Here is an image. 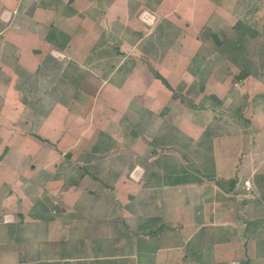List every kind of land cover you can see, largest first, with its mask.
<instances>
[{
    "label": "crops",
    "instance_id": "0c3cea01",
    "mask_svg": "<svg viewBox=\"0 0 264 264\" xmlns=\"http://www.w3.org/2000/svg\"><path fill=\"white\" fill-rule=\"evenodd\" d=\"M22 1L28 2L0 0V205L10 206L15 213L21 209L28 220L42 222L47 221L49 210L23 208L28 205L30 189L42 192L43 197L54 195L50 197L58 201L59 211L65 195L78 200L87 193L84 198L92 202L90 223L97 230L102 225L114 232L113 241L105 242L113 253H98L95 259L99 260L264 264V195L248 198L245 208L233 198L236 176L240 180L242 168L256 161H242L243 155L251 152L256 159H264V50L247 49L250 53L244 60L234 53L222 54V41L232 29L237 31L235 15L226 16L222 1L163 0L162 17L151 33L134 34L139 44L136 55L151 60L171 89L142 71L139 61L129 65L123 59L114 69L125 73L120 88L115 84L117 78L105 85L106 102L92 104L82 128L81 116L59 103L42 119L23 113L14 104L26 103L27 98L19 99L12 85L1 88L2 79H12L19 70L33 77L60 62L62 80H73L78 87L79 78H85L89 70L87 62L101 68L94 60L104 61L112 52L129 58L118 46L107 50L99 40L88 52L79 53L72 44L76 36L65 27L66 19H77L83 8L88 14L104 1L118 5L113 0H35L31 11L20 18ZM36 6L40 12L34 14ZM39 13L45 19L57 16L58 22H43L44 34L32 29L21 37L20 22L32 25ZM6 22L12 24L6 27ZM121 23L127 25L124 20ZM178 43L181 49L173 48ZM212 50L218 56L210 60ZM70 61L77 65L75 78L66 69ZM106 65H111L110 60ZM220 67L236 73V83L216 77ZM90 71L94 73L93 68ZM226 94L234 100L228 117L233 114L240 123L243 116L249 125L237 126L232 134L223 131L220 136L209 126L205 113L212 112L211 102L224 104ZM25 114L30 132L21 134L17 124ZM244 130L250 137L245 141ZM220 149L226 150L222 153ZM60 151L65 153L60 156ZM23 153L32 155L31 164L12 162L14 155ZM136 167L141 176L135 180L130 174ZM56 183L58 187L52 188ZM10 216L12 220L4 219L3 227L22 225ZM165 238L170 242L165 243ZM13 264L20 262L16 259Z\"/></svg>",
    "mask_w": 264,
    "mask_h": 264
},
{
    "label": "rangeland",
    "instance_id": "374dc122",
    "mask_svg": "<svg viewBox=\"0 0 264 264\" xmlns=\"http://www.w3.org/2000/svg\"><path fill=\"white\" fill-rule=\"evenodd\" d=\"M113 1H115L119 7H113L109 2L106 3L104 1L99 7L95 9L90 8L88 14H86L83 8L79 11L81 13L78 14L77 19H66L65 27L68 31L73 33L74 37L76 36L72 44L79 53L88 52V50L96 45L97 42H95V40H99L107 50H112V47L115 48V46H118V50H123L125 54H129V58H125V55L121 54L120 56H116L115 53L112 52L113 54L111 53L108 59L105 57L104 61L100 59L98 62L93 59L96 64H100L101 68H96L94 65L87 62L86 66L89 70H87L85 78H79L82 80V83H80L78 87L74 85L72 82L73 80L70 81L71 84L62 80L61 70L59 71L58 69L62 68L60 62H58V66L49 64L47 69H44V72L37 73L33 77L19 70L16 72L17 77L14 76L15 79L14 77L7 80L3 78V83H1V88L7 89L11 85L14 86L15 94L19 96V99H21V97L27 98L26 103L21 100L18 102L16 101L14 104L16 108L20 111L22 110V112H25L27 115L34 113L36 117L42 119L55 108L56 103H59L63 108L68 109L70 113L74 112L83 119L89 117V111L91 107H93L92 104L94 102L96 103L98 100L102 101V103L106 102L103 89L106 84H113V78H117L115 84H117V88H120L118 86L122 83V78H124L125 73H121L120 69L116 73L114 69L123 59L126 60V62L128 61L129 65L130 63L137 65L139 61L141 63L140 67L143 68L142 71L147 72L150 76L155 75L157 68L153 65V62L148 58L142 60L136 55L139 46L136 34L138 32L143 34L151 33L156 23L159 22L160 17H162L160 5L163 0ZM217 1H222L223 5L226 7V16L235 15L238 21V25L235 26L237 27V31L233 33L235 30L232 29L229 36H226L225 41H222V47L224 48L220 46L219 49L222 51L218 50L221 51L222 54L225 51L232 54L234 53L235 56L240 55L241 57H239L238 60H244V56L247 55V52L250 53L247 49L264 50V0ZM32 2H35V0H28L27 3L22 1L21 7L18 8V16H20V18H22L25 13L31 11ZM39 7L40 6L34 7V10L38 8L34 11V14L35 12H40ZM79 16H81V18H79ZM14 17L16 18V15ZM43 17L44 16L39 13V15L35 16L32 25L26 22L24 24L20 22V25H18L20 31L22 30L20 36L24 37L23 34H25V31H31L32 29H34V32L41 34L43 33V22L47 23L48 20L50 22H58L56 19L57 16L51 19H45ZM123 20L127 24L126 26L122 25L121 21ZM12 22H6V27L7 25L9 27ZM37 26H40V28ZM124 27L128 28L130 31H125L123 29ZM135 32L137 33L134 34ZM123 41L125 42L124 44ZM19 42L22 43L20 39ZM214 42L216 43L215 40ZM181 46L182 45L178 43L175 44L173 48L181 49ZM4 47L7 46L4 44ZM2 50L3 44L2 49L0 47V54H2ZM211 52L213 55L210 57V60H213L218 55L213 50ZM56 55L59 58L61 57L57 53ZM109 60L111 65H106ZM92 68L94 69V73L90 71ZM66 69L72 73V77L78 74L76 72L77 65H75L73 61L66 64ZM229 69V67H223V69L220 67L215 75H217L216 77L224 76V79L228 78L229 81L236 83L235 78L237 74ZM113 71L114 74L112 75ZM119 73L120 75H118ZM133 84H135V81H133L132 85ZM121 93H123L122 90L119 92V96L122 95ZM11 98H15V96L11 94ZM224 98L226 100L224 104H215V102L209 103V106L213 108V113L208 111L205 113L209 114L207 118L209 126H214L213 130L215 132H213L215 134L219 133L220 136L223 131L232 134L235 133L234 128L237 130V126L243 125L247 127L249 125V121L244 119L243 116L240 118V123H237V119L232 116L233 114L228 117L231 113L229 110L231 108H229V106L234 100L232 101L229 94H226ZM26 114L17 124V129L21 134L30 132L26 123L28 119H26ZM59 118H61V116H59ZM83 122L82 128L87 124L84 119ZM214 133H212L211 136L215 137ZM242 133L244 141L250 138L248 133H245V130ZM46 143H48L51 148L57 149V146L51 141L47 140ZM231 144L232 143H230V145ZM230 147H234L233 144ZM225 150L226 149H220L222 153ZM64 153L65 152L60 151L59 155L62 156ZM250 154L251 152L245 153L242 157V161H251L253 159L256 160L255 163L251 164L252 166L250 168H242L241 171L244 172V174L242 173L239 176L240 180H238V176H236L237 179H235L236 183L234 185L235 190L233 195L235 196H233V198L234 200H239V202L241 201L242 208H245L244 206L249 202L247 201L248 198L254 197L255 195L258 197L264 195V159H256L255 155ZM32 161V155H26V153L20 154L19 157L14 155L12 159V162L22 163L25 166L26 164H31ZM258 165L260 166L257 167ZM251 177L253 179L254 191L253 185L249 190L245 185V182ZM57 184L58 183L53 185L52 188H57ZM86 186L87 190H89L90 184ZM28 192L29 202L27 206L23 205L24 209L28 210L29 207L34 211L49 210L51 214L48 215L47 221L43 219L42 222H34L28 220V218L23 215H27L26 213H20L19 210L21 209H15L17 210V213H15L13 208L10 209V206L0 205L2 206L1 209L5 211L4 216L0 217V264H13L16 259L19 260L20 264H107V261H115V264H121V262H118L121 261V258H108V260L95 259V255L98 253L99 255L113 253L105 242L107 240L108 242L113 241L114 232L108 231L106 226L103 227L102 225H99V229L97 230L95 225L90 223L88 211L92 207V202L89 197L84 198V196H87V193H83L84 195L81 197L83 201H81V198H78V200L74 199L71 194L65 195L62 202L63 205L60 207L59 211L58 201L56 202V200L53 199L54 197H50L54 195L50 194L49 197H43L42 192L38 190L32 191V189ZM2 193L6 195L8 192L6 190ZM10 215L14 216L13 220L15 218L16 224L22 225L16 228L3 227L2 224L4 225V219L12 220ZM164 240L166 241L165 243L170 242L169 239L165 238ZM96 241L98 245L95 244Z\"/></svg>",
    "mask_w": 264,
    "mask_h": 264
},
{
    "label": "built area",
    "instance_id": "2783aa9c",
    "mask_svg": "<svg viewBox=\"0 0 264 264\" xmlns=\"http://www.w3.org/2000/svg\"><path fill=\"white\" fill-rule=\"evenodd\" d=\"M131 178H133V179H139L140 178V176H141V173H140V169L138 168V167H136L132 172H131ZM245 185H246V187H247V189L249 190V189H251V187H252V185H253V179H252V177L249 179V180H247L246 182H245ZM253 191H254V185H253ZM6 221H8V220H6ZM233 264H238V263H233Z\"/></svg>",
    "mask_w": 264,
    "mask_h": 264
},
{
    "label": "trees",
    "instance_id": "16d2710c",
    "mask_svg": "<svg viewBox=\"0 0 264 264\" xmlns=\"http://www.w3.org/2000/svg\"><path fill=\"white\" fill-rule=\"evenodd\" d=\"M155 77L157 79H159L166 87H168L169 89H171V87L169 86L168 82L166 81V79L164 77H162L159 73L155 72Z\"/></svg>",
    "mask_w": 264,
    "mask_h": 264
}]
</instances>
